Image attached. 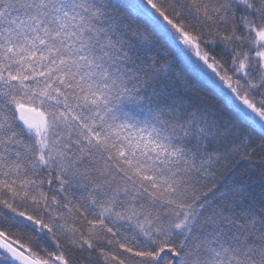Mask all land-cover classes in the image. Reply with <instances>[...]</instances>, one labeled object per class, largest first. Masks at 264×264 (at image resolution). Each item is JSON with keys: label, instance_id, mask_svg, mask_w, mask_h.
<instances>
[{"label": "snow or ice", "instance_id": "snow-or-ice-1", "mask_svg": "<svg viewBox=\"0 0 264 264\" xmlns=\"http://www.w3.org/2000/svg\"><path fill=\"white\" fill-rule=\"evenodd\" d=\"M0 264H264V0H0Z\"/></svg>", "mask_w": 264, "mask_h": 264}]
</instances>
